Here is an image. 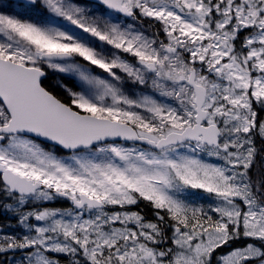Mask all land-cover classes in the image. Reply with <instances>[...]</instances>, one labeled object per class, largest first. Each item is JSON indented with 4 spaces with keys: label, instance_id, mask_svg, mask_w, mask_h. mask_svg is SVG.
<instances>
[{
    "label": "snow or ice",
    "instance_id": "1",
    "mask_svg": "<svg viewBox=\"0 0 264 264\" xmlns=\"http://www.w3.org/2000/svg\"><path fill=\"white\" fill-rule=\"evenodd\" d=\"M0 213V264H264V0L0 6Z\"/></svg>",
    "mask_w": 264,
    "mask_h": 264
},
{
    "label": "rangeland",
    "instance_id": "2",
    "mask_svg": "<svg viewBox=\"0 0 264 264\" xmlns=\"http://www.w3.org/2000/svg\"><path fill=\"white\" fill-rule=\"evenodd\" d=\"M7 4H11V5H15V3L13 2H9V1H6V0H0V6H3V5H7ZM17 4V3H16ZM4 11H11L12 9L10 8H4L3 9ZM16 11H24V9L22 8H19V9H16ZM213 162H215L214 158H213ZM206 194H203V193H200L197 197H194V202L197 204V205H203L205 208L208 207V204L210 203L209 200H206V199H200L199 196H205Z\"/></svg>",
    "mask_w": 264,
    "mask_h": 264
},
{
    "label": "trees",
    "instance_id": "3",
    "mask_svg": "<svg viewBox=\"0 0 264 264\" xmlns=\"http://www.w3.org/2000/svg\"><path fill=\"white\" fill-rule=\"evenodd\" d=\"M9 221H11L12 227H8ZM0 227H2L5 232H19V229L15 226L14 219L2 213H0Z\"/></svg>",
    "mask_w": 264,
    "mask_h": 264
},
{
    "label": "water",
    "instance_id": "4",
    "mask_svg": "<svg viewBox=\"0 0 264 264\" xmlns=\"http://www.w3.org/2000/svg\"><path fill=\"white\" fill-rule=\"evenodd\" d=\"M14 1L22 2V3L25 2V0H14Z\"/></svg>",
    "mask_w": 264,
    "mask_h": 264
}]
</instances>
